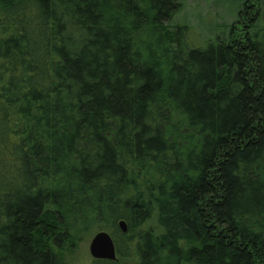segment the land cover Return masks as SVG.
<instances>
[{
    "label": "trees",
    "instance_id": "1",
    "mask_svg": "<svg viewBox=\"0 0 264 264\" xmlns=\"http://www.w3.org/2000/svg\"><path fill=\"white\" fill-rule=\"evenodd\" d=\"M182 2L0 0V264H264V0L205 48Z\"/></svg>",
    "mask_w": 264,
    "mask_h": 264
},
{
    "label": "rangeland",
    "instance_id": "2",
    "mask_svg": "<svg viewBox=\"0 0 264 264\" xmlns=\"http://www.w3.org/2000/svg\"><path fill=\"white\" fill-rule=\"evenodd\" d=\"M222 1L224 3H221ZM182 3V10L170 23L173 30L178 26L185 28L184 38L187 37L189 43L195 47L205 48L209 42L216 39L217 34L224 32L234 21L235 7L230 0H183ZM177 121L179 119L176 118L175 122ZM178 133L182 137L185 132L179 128ZM101 231L110 234L107 227L96 226L89 232H80L78 242L71 247V251H67L66 257L73 264H90L93 259L90 244L94 236Z\"/></svg>",
    "mask_w": 264,
    "mask_h": 264
},
{
    "label": "water",
    "instance_id": "3",
    "mask_svg": "<svg viewBox=\"0 0 264 264\" xmlns=\"http://www.w3.org/2000/svg\"><path fill=\"white\" fill-rule=\"evenodd\" d=\"M122 232H127V224L124 220L119 222ZM90 253L93 259L98 260H117V251L112 236L105 231L97 233L90 244Z\"/></svg>",
    "mask_w": 264,
    "mask_h": 264
}]
</instances>
